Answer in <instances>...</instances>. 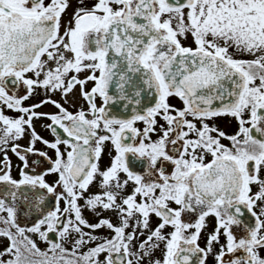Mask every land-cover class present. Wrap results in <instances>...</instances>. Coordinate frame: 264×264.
<instances>
[{
	"label": "snow or ice",
	"instance_id": "1",
	"mask_svg": "<svg viewBox=\"0 0 264 264\" xmlns=\"http://www.w3.org/2000/svg\"><path fill=\"white\" fill-rule=\"evenodd\" d=\"M0 244L264 264V0H0Z\"/></svg>",
	"mask_w": 264,
	"mask_h": 264
},
{
	"label": "flooded vegetation",
	"instance_id": "2",
	"mask_svg": "<svg viewBox=\"0 0 264 264\" xmlns=\"http://www.w3.org/2000/svg\"><path fill=\"white\" fill-rule=\"evenodd\" d=\"M73 3H75V0H73ZM43 110L48 111V110H52V109L46 108ZM38 130L43 132V130L41 128H38ZM228 130L231 131V129H228ZM21 143H23V141H21ZM37 146L39 147V145H37ZM9 155L11 156V153H9ZM12 163H13V166H15L18 163L17 159L14 156H12ZM15 174H16V170H15V167H13V175H15ZM37 243L41 249H44L46 247L45 243L42 241H38ZM3 247H4V244H0V250H2ZM7 258H8L7 255L0 257V259H7Z\"/></svg>",
	"mask_w": 264,
	"mask_h": 264
}]
</instances>
